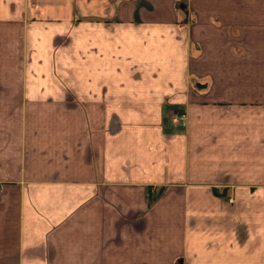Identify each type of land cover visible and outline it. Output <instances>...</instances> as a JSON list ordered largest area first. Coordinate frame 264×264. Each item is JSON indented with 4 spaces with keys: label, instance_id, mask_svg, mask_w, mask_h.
I'll return each instance as SVG.
<instances>
[{
    "label": "crops",
    "instance_id": "0c3cea01",
    "mask_svg": "<svg viewBox=\"0 0 264 264\" xmlns=\"http://www.w3.org/2000/svg\"><path fill=\"white\" fill-rule=\"evenodd\" d=\"M0 183V264H264V0H0Z\"/></svg>",
    "mask_w": 264,
    "mask_h": 264
},
{
    "label": "built area",
    "instance_id": "2783aa9c",
    "mask_svg": "<svg viewBox=\"0 0 264 264\" xmlns=\"http://www.w3.org/2000/svg\"><path fill=\"white\" fill-rule=\"evenodd\" d=\"M179 114H177V118L176 120H179L178 122H180L182 125H187V115L185 112L181 111V112H178ZM3 188V185L2 183H0V191L2 190Z\"/></svg>",
    "mask_w": 264,
    "mask_h": 264
},
{
    "label": "rangeland",
    "instance_id": "374dc122",
    "mask_svg": "<svg viewBox=\"0 0 264 264\" xmlns=\"http://www.w3.org/2000/svg\"><path fill=\"white\" fill-rule=\"evenodd\" d=\"M178 112H181V110H174V111H170V117L172 118V120L173 121H175L176 123H179L178 121L179 120H176V118H177V114H179ZM184 112V111H183ZM187 119H188V116H187ZM180 125H182L181 123H180ZM183 127H185L184 125H182Z\"/></svg>",
    "mask_w": 264,
    "mask_h": 264
}]
</instances>
